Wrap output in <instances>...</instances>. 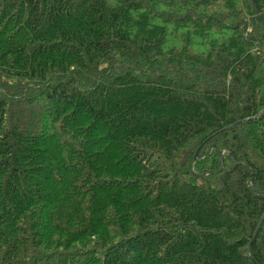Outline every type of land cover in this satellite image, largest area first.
Returning <instances> with one entry per match:
<instances>
[{
	"label": "trees",
	"instance_id": "16d2710c",
	"mask_svg": "<svg viewBox=\"0 0 264 264\" xmlns=\"http://www.w3.org/2000/svg\"><path fill=\"white\" fill-rule=\"evenodd\" d=\"M0 264H264V0H0Z\"/></svg>",
	"mask_w": 264,
	"mask_h": 264
},
{
	"label": "rangeland",
	"instance_id": "374dc122",
	"mask_svg": "<svg viewBox=\"0 0 264 264\" xmlns=\"http://www.w3.org/2000/svg\"><path fill=\"white\" fill-rule=\"evenodd\" d=\"M173 46H177V45H175L174 43L168 42L166 45V49L171 48ZM192 51L194 53L202 54V53H205L206 49L203 46L194 45L192 47Z\"/></svg>",
	"mask_w": 264,
	"mask_h": 264
},
{
	"label": "water",
	"instance_id": "95a60500",
	"mask_svg": "<svg viewBox=\"0 0 264 264\" xmlns=\"http://www.w3.org/2000/svg\"><path fill=\"white\" fill-rule=\"evenodd\" d=\"M197 155H198V153H197ZM197 155H196V157H197Z\"/></svg>",
	"mask_w": 264,
	"mask_h": 264
}]
</instances>
